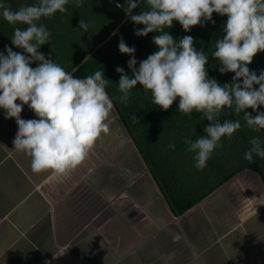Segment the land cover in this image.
<instances>
[{"label": "clouds", "instance_id": "obj_1", "mask_svg": "<svg viewBox=\"0 0 264 264\" xmlns=\"http://www.w3.org/2000/svg\"><path fill=\"white\" fill-rule=\"evenodd\" d=\"M69 2L37 0L17 10L0 2V15L8 24L26 25L23 29L14 27L11 43L29 54L15 52L8 46L6 55L0 53V109L5 110L6 119H15L18 131L14 149L30 157L35 174L51 172L64 176L76 170L102 136L110 133L107 120L114 103L106 91L109 80L103 70L76 78L73 73L77 68L66 71L38 51L51 36L46 26L38 22L57 12L65 13ZM146 4L147 10L135 15L131 13L138 7V0L116 5L134 24L144 26L136 29L135 35L158 33L152 41L158 50L140 61L138 68L135 47L120 38L118 48L121 54L131 57L127 63L132 74L123 67L116 68L120 75L116 84L120 95L116 99L126 103L132 90L141 85L151 94V102L164 111L179 98L178 110L182 114L191 118L194 111L201 113L210 122L204 135L195 140L186 138L184 143L185 150L193 154L195 167L203 169L213 151L221 146V139L231 138L242 126L239 120L221 123L219 117L224 109H232L237 115L244 113L245 125L251 131L264 130V112L257 111L264 106V71L257 75L248 67L258 53L264 52V0H146ZM75 6L82 7L83 0H75ZM214 13L227 17L224 35L216 40L212 57L219 61L221 74L234 73L230 84L221 85L208 77V56L196 50L192 36L186 35L177 42L166 31L174 21L185 32L207 21L215 23ZM79 28L88 31L89 25L81 19ZM34 62H38L35 68L30 66ZM24 105L36 119L21 118ZM249 108L257 113L255 117L245 111ZM250 145L245 160L252 162L254 155L264 159V139L254 136ZM168 147L174 149L175 145Z\"/></svg>", "mask_w": 264, "mask_h": 264}, {"label": "crops", "instance_id": "obj_2", "mask_svg": "<svg viewBox=\"0 0 264 264\" xmlns=\"http://www.w3.org/2000/svg\"><path fill=\"white\" fill-rule=\"evenodd\" d=\"M65 52L45 56L71 61ZM5 115L0 109V264H264V183L256 173L243 170L174 214L165 166L149 165L115 109L110 133L64 176L31 171L30 157L14 149L15 119ZM21 118L37 117L24 105Z\"/></svg>", "mask_w": 264, "mask_h": 264}, {"label": "trees", "instance_id": "obj_3", "mask_svg": "<svg viewBox=\"0 0 264 264\" xmlns=\"http://www.w3.org/2000/svg\"><path fill=\"white\" fill-rule=\"evenodd\" d=\"M125 2L126 0H83L82 7L88 11L90 9L98 11L102 8L103 13H89L94 17H104L107 13L105 19L109 21L112 33L120 26L115 31V35L112 34L99 46L96 45L90 49L91 53L87 54L90 56L84 57L86 60L76 67L78 71H75L73 75L76 78H83L94 74L97 70H103L104 77L109 80L106 91L113 99L116 114L136 148L142 155L148 157L149 165L157 160L165 166L169 183L164 191V197L170 210L174 214L184 213L243 170L256 173L264 183V159L254 155L253 161L248 162L244 158L245 152L251 146L250 139L254 136L264 139V130L256 133L248 129L244 122V113L237 115L232 109L227 108L222 111L219 117L221 123L224 120H239L242 126L231 138L223 137L221 146L213 151L206 167L197 169L193 154L185 150L187 145L184 141L186 138L195 140L200 135H204V128L210 122L204 119L201 113L194 111L191 118L182 114L178 110L179 98L170 109L164 111L151 102V94L146 93L141 85H137L132 90V95L126 103L116 99L120 95L116 85L120 75L116 72V68L123 67L127 74H132L127 63L131 57L119 51L120 38L122 37L129 47H135L137 68L140 61L158 50L152 42L153 37L158 33H149L145 37L135 35V30L144 26L134 24L128 16L125 18V11L116 6L118 3L125 4ZM147 8L146 0H140L138 7L133 9L131 15L139 14L141 10H147ZM212 20L215 23L207 21L203 23V26L197 25L188 32L184 31L179 22L174 21L173 26L166 31L177 42L186 35L192 36L196 50H202L208 56L206 65L208 77L216 79L221 85L230 84L234 73L221 74L219 61L212 57L216 40L224 35L223 26L227 17L214 13ZM248 67L257 75L264 71V52L258 53ZM254 87L258 89L259 86L254 85ZM245 111L253 117L257 114L251 108ZM257 111L264 112V106H260ZM169 144L175 145V148H169ZM188 189L191 190V194H186Z\"/></svg>", "mask_w": 264, "mask_h": 264}, {"label": "rangeland", "instance_id": "obj_4", "mask_svg": "<svg viewBox=\"0 0 264 264\" xmlns=\"http://www.w3.org/2000/svg\"><path fill=\"white\" fill-rule=\"evenodd\" d=\"M0 2L7 3L13 10H17L21 6L34 4L37 0H0ZM65 7L67 8L65 13L57 12L51 17L41 18L38 24L45 25L53 35L50 43L41 46V48L44 47L42 53L47 57H50L54 52L65 54L66 49L67 55L71 57V61L68 59V56H66L65 58L63 57L58 64L67 69V67L72 63L74 64L76 60L80 59L81 62L86 60L84 57H86L88 53H91L89 51L92 47L96 45L99 46L105 38L108 39L112 35V27L109 21L105 19V17L107 18V13L104 17H94L89 14L94 12L103 13L102 8L98 11L96 9H90V11H88L83 7L77 8L75 6V0H70L69 4ZM81 19L88 23V31L79 28ZM55 22H60L62 25H56L57 23ZM50 26L60 27L58 29H51L49 28ZM14 27H20L23 29L26 25H10L3 19L2 15H0V53L6 55L5 47L8 46L11 47L13 51L27 56L29 54L24 53L22 49L15 47L11 43V38L14 34ZM89 56L90 54L87 55V57ZM65 59L68 60L63 62Z\"/></svg>", "mask_w": 264, "mask_h": 264}, {"label": "water", "instance_id": "obj_5", "mask_svg": "<svg viewBox=\"0 0 264 264\" xmlns=\"http://www.w3.org/2000/svg\"><path fill=\"white\" fill-rule=\"evenodd\" d=\"M139 1H140V0H139ZM139 1H138V2H139ZM126 17H127V16H126ZM122 23H123V22H122ZM118 28H119V27H118ZM118 28H117V29H118ZM117 29H116V30H117Z\"/></svg>", "mask_w": 264, "mask_h": 264}]
</instances>
